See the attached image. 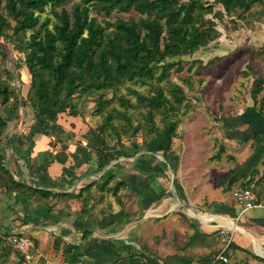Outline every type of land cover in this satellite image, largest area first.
<instances>
[{"label": "crops", "instance_id": "obj_1", "mask_svg": "<svg viewBox=\"0 0 264 264\" xmlns=\"http://www.w3.org/2000/svg\"><path fill=\"white\" fill-rule=\"evenodd\" d=\"M253 109L239 111L225 138L235 151L210 161L196 150L169 154L160 138L122 155L68 112L49 130L8 134L0 145L5 167L53 196L0 193V230H26L42 264H114L131 255L148 264H209L225 248L229 264H264V116ZM92 174L100 180L80 188ZM240 188H252L261 207L244 211L235 200Z\"/></svg>", "mask_w": 264, "mask_h": 264}, {"label": "trees", "instance_id": "obj_2", "mask_svg": "<svg viewBox=\"0 0 264 264\" xmlns=\"http://www.w3.org/2000/svg\"><path fill=\"white\" fill-rule=\"evenodd\" d=\"M208 3L203 0H5L6 16L0 12V38H8L11 30L9 38L16 39L24 50V62L31 74L28 98L35 110L34 125L49 130L60 114L77 109L73 102L76 96L96 93L98 113L107 111L102 126L93 129L98 136L106 135L110 141L120 143L121 135L136 136L143 130L144 145L160 138L170 152L175 133L168 126L173 113L178 114L186 100L184 88L171 81L170 74L184 70L183 58L195 55L220 38L216 22L202 14L209 8L212 10V5L206 6ZM214 3L228 17L237 15L240 19L242 12L250 11L264 0H214ZM67 4H71L70 10L65 7ZM48 8L55 19L53 28L49 21L42 20ZM132 13L136 17L109 19L114 14ZM190 70L188 67L187 72ZM263 81L255 83L254 101L264 90ZM136 84H150L154 90L144 95L132 88ZM123 86L136 97L137 103L119 95ZM109 92L112 97L107 103ZM13 97L17 95L0 75V107L4 108V111L0 108V145L8 135L10 122L18 115V100L14 101ZM262 100L259 108L255 103L253 111L264 116V95ZM113 102L122 110L109 109ZM137 108L146 110L145 123L134 127L128 112ZM156 113L162 115L163 127L156 124ZM117 119L119 122L115 123ZM237 119L226 122L228 134L232 133ZM246 135L245 139L249 140ZM4 160L0 153V193L17 192L28 198L37 195L38 199L53 196L47 190L16 181ZM17 220L25 224L24 218ZM9 236L0 230L1 249L5 248L2 244L6 239L10 241ZM67 253H71L68 246ZM114 264L148 263L140 255L137 258L131 255Z\"/></svg>", "mask_w": 264, "mask_h": 264}, {"label": "rangeland", "instance_id": "obj_3", "mask_svg": "<svg viewBox=\"0 0 264 264\" xmlns=\"http://www.w3.org/2000/svg\"><path fill=\"white\" fill-rule=\"evenodd\" d=\"M203 1L209 2L207 7L212 5V10L209 8L202 14L206 19H213L216 22L220 38L208 47L200 49L195 55L183 58L184 70L172 71L170 74L169 79L184 88L186 100L181 111L178 114L173 113L174 117H171L168 128L173 129L175 134L170 145L171 151L168 153L178 151L183 154L187 149L196 150L200 151L201 155L209 153V158L206 159L210 161L222 157L228 151H235L233 146L229 148L228 144H225L228 142H224L225 138L232 137V134H228L226 122L238 117L239 111L247 105L255 106L256 103V107L259 108L263 101L264 90L257 96V101L253 100V90L256 81L264 79V3L255 5L248 12H242L239 19L237 15L228 17L214 0ZM4 6L5 0H0V12L6 16ZM65 7L70 10L71 4ZM117 17L129 19L136 17V14H114L109 19L115 20ZM42 20L49 21L50 27H54L55 19L51 8L42 15ZM12 33L9 30L8 38H0V75L17 95L13 99L18 100V115L13 118L8 128L11 133L20 135L32 129L35 123V110L28 98L31 74L24 62V50L16 39L9 38ZM255 52L258 55H253ZM223 56L228 59L222 58ZM188 67H191L190 72H187ZM132 88L144 95L154 90L150 84H136ZM119 95L137 103L136 97L130 95L124 86ZM97 97L96 93L76 96L73 102L77 104V109L69 113L80 116L95 130L102 126L107 112L105 110L102 114L98 113ZM111 97L112 93L109 92L106 97L107 103ZM0 108L4 111L3 107ZM108 108L122 110L117 102H113ZM145 112V109L140 108L129 110L134 127H137L138 123L140 125L145 123ZM118 120L115 123H118ZM161 121L162 115L156 113L155 122L159 127H163ZM105 136L103 139L106 145H114V149L123 155V151L133 143L143 141V130L136 136L121 135L120 143L117 140L110 141ZM227 155L234 160L229 159ZM225 158H228L227 163L235 161L232 154H226ZM111 159L115 161L118 158L112 156ZM199 160H202V157ZM10 243L6 239L2 244L5 248H0V264H42L43 258L40 253L36 259L27 262Z\"/></svg>", "mask_w": 264, "mask_h": 264}, {"label": "built area", "instance_id": "obj_4", "mask_svg": "<svg viewBox=\"0 0 264 264\" xmlns=\"http://www.w3.org/2000/svg\"><path fill=\"white\" fill-rule=\"evenodd\" d=\"M8 134L11 135V130L8 128ZM100 180L99 175H89L82 183V186L86 187ZM72 192V190L70 191ZM236 203L243 207L244 211H248L257 207H261L257 194L252 188H240L235 192ZM9 240L11 241L13 248L28 262L37 258L38 247L35 239L26 231L20 230L9 233ZM229 241V240H228ZM226 248L218 253L209 264H229V260L225 255Z\"/></svg>", "mask_w": 264, "mask_h": 264}]
</instances>
